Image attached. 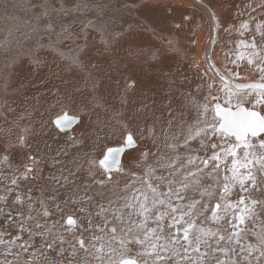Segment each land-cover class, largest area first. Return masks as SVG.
Segmentation results:
<instances>
[{
	"label": "snow or ice",
	"instance_id": "snow-or-ice-1",
	"mask_svg": "<svg viewBox=\"0 0 264 264\" xmlns=\"http://www.w3.org/2000/svg\"><path fill=\"white\" fill-rule=\"evenodd\" d=\"M145 6L125 0L121 8H96L131 13ZM29 7L39 10L35 29L75 39L88 56L92 21L81 36L64 19L81 5L35 0ZM220 8L239 21L225 26L213 14L231 45L222 47V66L206 52L205 69L193 58L195 77L156 65L142 88L126 78L127 120L117 118L120 111L85 125L67 114L75 101L59 88L49 105L61 106L55 119L44 118L41 97H25L19 113L7 100L0 104V264H264V0H223ZM111 39L101 37L105 51ZM72 63L87 72L92 108L103 107L99 90L110 74L79 56ZM113 138L98 158L97 148ZM126 152L130 161L122 160Z\"/></svg>",
	"mask_w": 264,
	"mask_h": 264
},
{
	"label": "bare ground",
	"instance_id": "bare-ground-1",
	"mask_svg": "<svg viewBox=\"0 0 264 264\" xmlns=\"http://www.w3.org/2000/svg\"><path fill=\"white\" fill-rule=\"evenodd\" d=\"M124 2L125 0H66V6L69 8L81 5L79 10L64 17L74 34L82 36L81 28L89 21L95 26L86 29L89 47L88 56L85 57L75 39L53 34L45 26L34 28L33 12L39 10L30 8L29 4L35 3V0H0V104L7 100L9 106L19 113L26 106L25 97L32 103L33 97H41L40 108L44 112V118L55 119L57 114H62L61 106L50 109L49 105L55 102L56 97L52 93L59 88L62 92H71L75 101L66 105L67 114H79L85 125L90 119L111 121L115 113L120 111H123L124 115L117 118L127 120L132 111L131 103L123 109L121 106V93L126 78L129 82L136 81V89L142 88L152 78L153 67L159 65L170 69V62L177 63L186 74L194 73L195 77L197 71L191 66L193 58L205 69L206 52L212 63L222 66V47L227 50L231 45L227 40L223 42L227 34L215 30L213 14L222 15L225 26L229 22L239 23L235 19L234 10L222 12L220 4L223 0H127L129 3H141L146 6L134 9L131 13L109 8L98 14L96 5L115 4L116 8H121ZM229 2L241 3L242 0ZM163 4H171L173 7L169 10L159 6ZM184 16H190L191 20L185 21ZM140 21H146L150 28L143 30L138 26ZM174 21H178L183 27L179 32L175 30L177 23ZM129 25H132L131 29ZM121 29L123 35L118 36L117 33ZM55 32L60 33V28L57 27ZM102 36L105 40H108L109 36L112 37L111 50L108 52H105L101 42ZM233 39L239 37L233 34ZM211 40L216 42L210 43ZM169 41L176 45L174 50L170 49ZM158 45L159 52L173 50L178 55L168 54L160 59L156 53V60L161 62L153 61L147 66L146 46L154 49ZM130 51L134 55L129 56ZM77 56L84 59L85 63H98L112 77L111 80L106 77V87L99 90L103 96L101 108H92L89 86L85 84L87 72L72 63ZM35 61H39V66ZM211 74L209 72V76ZM116 80L120 81L119 89L116 87ZM76 88L81 91L76 92ZM128 98L129 101L134 98V91H129ZM81 103L88 105L87 109L81 111L77 107ZM78 127L80 126L73 125L74 129ZM127 152L135 155L134 149H128ZM127 152L122 160L130 161ZM13 157L18 159L15 151Z\"/></svg>",
	"mask_w": 264,
	"mask_h": 264
},
{
	"label": "rangeland",
	"instance_id": "rangeland-1",
	"mask_svg": "<svg viewBox=\"0 0 264 264\" xmlns=\"http://www.w3.org/2000/svg\"><path fill=\"white\" fill-rule=\"evenodd\" d=\"M175 18H177V17H175ZM174 22H176V23H179L178 21H174ZM179 24H181V23H179ZM183 29V27L181 26V28L180 29H175L176 31H178L179 32V30H182ZM227 40V37L225 36V38H224V41L223 42H225ZM178 47H176V49H177ZM229 48V47H228ZM227 48V49H228ZM146 49H147V66L148 65H150L153 61H158V62H161V60H153L152 59V55H153V53H155V56H157V54L156 53H158L159 54V56H160V59H162L163 58V56L164 55H168V54H175V52L173 51V50H165L164 52H159L160 51V48H159V45L158 46H156V48H154V49H151V47L150 46H146ZM105 52H108V51H105ZM175 55H178V54H175ZM204 64V63H203ZM170 65H171V67H170V69H174V68H177V67H179L180 69H182L177 63H175V62H170ZM205 66V65H204ZM202 69H203V67L202 66H200ZM194 70H196V69H194ZM182 71H183V69H182ZM185 74H186V72L185 71H183ZM186 75H188L189 77H194V73H192V74H186ZM134 129H135V127H133ZM116 139L117 138H113L112 140H110V141H106V143L104 144L103 142L101 143V145L97 148V150H96V155H97V157L99 158L100 157V155H101V152L103 151V150H105V145H107V146H114L115 144H116Z\"/></svg>",
	"mask_w": 264,
	"mask_h": 264
}]
</instances>
